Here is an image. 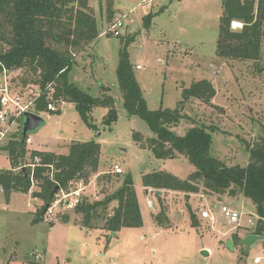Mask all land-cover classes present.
Segmentation results:
<instances>
[{
    "label": "rangeland",
    "instance_id": "374dc122",
    "mask_svg": "<svg viewBox=\"0 0 264 264\" xmlns=\"http://www.w3.org/2000/svg\"><path fill=\"white\" fill-rule=\"evenodd\" d=\"M88 3L101 33L96 41L74 53L75 64L69 77L92 96H101L104 88L109 87L107 93L116 100L119 119L106 125L104 117L108 107H95L90 115L97 129H92L81 118L76 105L65 100L61 113L42 114L45 123L29 132V150L23 162L25 167L31 166L32 150L65 153L67 145L74 140H96L101 144L100 176L92 175L91 180L102 187V192L90 186L88 200H96V193L101 200L105 194L118 189L130 173L143 224L125 226L112 235L113 232L102 228V218L96 222L98 226H83L80 214L73 211L75 208L69 211L72 218L67 223L56 220L63 214L35 223L34 218L39 217L38 211L44 203L42 199L38 198L37 204L33 201L28 207L14 196L10 204L0 191V264H264V239L254 241L250 249L241 243L231 249L224 243L226 236L238 233L243 239L257 227V208L243 193L231 196L203 188L187 195L184 191L160 189V198L152 188L145 191V173L162 169L187 179L196 168L183 154L157 158L149 148L135 142L133 132H141L146 137H153V133L142 117L128 114L116 76L125 39L133 36L128 52L149 109H175L183 99V87H189L195 80H211L216 88L212 102L191 99L183 109L185 118L172 130L183 135L195 124L215 126L211 132L213 158L228 166H247L248 146L264 136V36L259 62L229 59L216 53L222 0H113V15L108 10L109 0ZM150 12L156 13L148 27L144 23ZM117 14H126L122 35L102 34ZM26 77L32 78V73L20 69L11 70L8 76L12 90L21 91L25 97L28 85L24 86L21 80ZM2 83L0 73V88ZM20 121L24 122L23 117ZM2 151L0 147V163L9 166L11 161ZM115 164L123 168L121 174L114 173ZM21 167L18 165L15 170ZM38 189V185L29 187V191ZM223 203L242 212L238 227L220 219L218 207ZM115 204L116 201L109 204V212ZM161 205L166 214H163V224L156 220ZM190 209L196 214L197 227L192 225ZM204 209L217 217L215 224L203 218ZM257 256L259 261L255 259Z\"/></svg>",
    "mask_w": 264,
    "mask_h": 264
},
{
    "label": "trees",
    "instance_id": "16d2710c",
    "mask_svg": "<svg viewBox=\"0 0 264 264\" xmlns=\"http://www.w3.org/2000/svg\"><path fill=\"white\" fill-rule=\"evenodd\" d=\"M88 1L0 0V61L11 70H29L32 73V78H22L24 86L31 83L45 89L48 83H53L54 98L73 102L88 126L97 129L91 119V111L101 105L108 107L104 123L112 125L119 119L115 108L116 100L107 93L109 87L104 88L101 96H92L69 77L75 64L74 53L96 41L101 33ZM222 3L217 55L259 62L262 59L264 36V0H222ZM112 6L113 0H109L108 10L111 15L114 12ZM155 13L146 15V26H151ZM233 21L241 22L243 26L233 27ZM132 41L133 36L125 39L120 51L116 70L118 87L128 114L142 117L153 133V137H146L141 132H133L135 142L141 147L149 148L157 158H175L183 154L196 168L187 179L162 169L145 173L144 186L156 192L171 189L184 191L187 195L200 192L203 188L208 192L228 193L231 196L243 193L254 202L260 216L252 233L264 235V136L248 146L250 162L247 166H228L213 158L210 153L213 142L211 132L216 129L215 126L195 124L183 135L175 133L172 127L185 118L183 109L186 103L194 98L210 103L216 95V88L207 78L195 80L189 87H183V99L175 109H149L140 81L135 75V66L130 61L128 45ZM47 99L45 91L36 101L34 110L37 113L47 111ZM20 126V129L12 133L8 143L1 146L10 158L11 168L0 170V186L5 199L9 201L13 190L28 192L34 176L39 189L32 194L44 202L38 211L39 217L36 218V221H41L42 211L54 199L55 193L61 189L66 190L73 180L84 177L87 179L98 172L101 144L96 140H74L65 154L32 150L30 157L33 160L36 155L41 157V163L34 168L31 176V168L25 167L23 162L27 155V141L22 142V124ZM18 165L22 167L16 171L15 167ZM104 178L109 179L108 175ZM158 197L161 198V194ZM113 201L116 204L110 213L109 204ZM74 211L80 214L79 221L83 226H98L96 222L102 218V228L111 232H118L125 226L141 227L143 224L142 210L130 173L126 174L118 189L105 194L101 200L86 199ZM163 214L165 211L161 205L156 217L159 224H163ZM190 216L192 225L197 227L198 220L192 209ZM69 218V214L64 215L61 221L67 222ZM231 238L234 245L242 241L238 233Z\"/></svg>",
    "mask_w": 264,
    "mask_h": 264
},
{
    "label": "built area",
    "instance_id": "2783aa9c",
    "mask_svg": "<svg viewBox=\"0 0 264 264\" xmlns=\"http://www.w3.org/2000/svg\"><path fill=\"white\" fill-rule=\"evenodd\" d=\"M126 14H117L114 21L110 24L109 28L103 34H111L118 37L122 35L125 25ZM242 27L243 23L233 21V27ZM137 67H141L137 64ZM11 69L0 61V73L3 79V86L0 88V147L8 143L12 133L17 129L18 125L22 124L20 119L23 117L24 112L27 110L35 111L36 101L40 96L47 91L48 105L47 111L61 110L62 105L66 102L63 99H56L53 96V83H48L45 89L36 84H29L26 88L28 95L25 97L21 91L12 90L8 84V76ZM25 90V89H24ZM36 112V111H35ZM41 163V157L35 156L34 162L31 164V176L33 175L34 168ZM25 166V165H24ZM53 170V165H51ZM113 171L115 174H121L123 168L115 164ZM37 185L36 179L32 176V184L30 188ZM2 189V187H1ZM3 190V189H2ZM86 184L83 180H73L70 182L66 190H59L55 193V197L51 202H48V207H44L42 211L43 218L46 221L53 220L58 214H63L67 209H73L79 204H82L86 199L88 200V193L85 192ZM97 192H100L99 190ZM95 199L99 200L100 196L96 193ZM148 205L152 207V202L148 200ZM220 219L225 220L228 225L238 227L242 212L238 208H233L230 205L223 203L219 207ZM202 216L211 224H215L217 217L212 211L204 209ZM260 219V216H258ZM254 222L252 223V225ZM260 258H257L259 260Z\"/></svg>",
    "mask_w": 264,
    "mask_h": 264
},
{
    "label": "crops",
    "instance_id": "0c3cea01",
    "mask_svg": "<svg viewBox=\"0 0 264 264\" xmlns=\"http://www.w3.org/2000/svg\"><path fill=\"white\" fill-rule=\"evenodd\" d=\"M103 34V33H102ZM49 111H45V112H43V113H40V115L42 116V114H45V113H48ZM61 113V112H60ZM48 114H50V113H48ZM29 136V135H28ZM27 139H28V137H27ZM27 144H28V140H27ZM70 145V144H69ZM69 145H67V146H69ZM26 149H27V152H28V150H29V148L27 147V145H26ZM3 150V149H2ZM47 151H52V152H55V153H59V152H56V151H53V150H49V149H46ZM46 150H43V151H46ZM68 150H69V147H68ZM2 152H4V154L6 155V158L8 159V160H10V158H8V156H7V152L5 151V150H3ZM68 152V151H67ZM67 152H65V153H67ZM30 153H31V151H30ZM65 153H59V154H65ZM0 156H1V152H0ZM26 157H25V160L24 161H26ZM11 168V163H9V166H6L5 164H1L0 163V169H10ZM92 175H95L96 177H98V176H100L99 175V173L97 172V173H95V174H92ZM91 175V176H92ZM91 176L89 177V178H82V179H79V180H83L84 182H85V184H86V190H85V192L87 193V189L90 187V186H92L93 185V189H94V191H96V189H97V191L99 190L100 191V193L102 192V187L101 186H96V184L97 183H95V182H92V180H91ZM146 187V186H145ZM149 189L150 188H148L147 189V187L145 188V191L146 192H148L149 191ZM0 191H1V193H2V195H4L3 194V190L1 189V186H0ZM34 190H30L29 191V193L28 192H26V193H24V192H22V191H19V190H13L12 192H11V196H10V200L9 201H7L6 199H5V201H7L8 203H10L11 204V202L13 201V199H14V196H17L18 198H21L22 200H23V202L24 203H26L27 204V206L29 207V205L34 201V203L35 204H37V200H38V197H34L31 193L33 192ZM25 196V198H24V196ZM4 198H5V195H4ZM113 208V207H112ZM111 208V209H112ZM70 210H72V209H67V211L65 212V213H63V216L64 215H67V214H69L70 215V218H69V220L67 221V222H69L70 221V219L72 218V212H69ZM30 211H35V210H30ZM73 211H74V209H73ZM113 211L111 210V212L110 213H112ZM36 218H37V216L34 218L35 219V223L37 222L38 223V221H36ZM44 219V218H43ZM57 221H61V218H57L56 219ZM44 221V220H43ZM46 221V220H45ZM61 222H64V221H61ZM67 222H64V223H67ZM52 223H53V221H52ZM117 233V232H116ZM115 233V234H116ZM115 234H112V235H115ZM227 238H226V241L229 239V238H231V237H228V236H226ZM226 241H224V243H226ZM233 241V240H232ZM233 245H234V243H233ZM234 246H236V245H234ZM40 255V254H39ZM257 258H260L259 256H257L255 259H256V261H259V260H257Z\"/></svg>",
    "mask_w": 264,
    "mask_h": 264
},
{
    "label": "water",
    "instance_id": "95a60500",
    "mask_svg": "<svg viewBox=\"0 0 264 264\" xmlns=\"http://www.w3.org/2000/svg\"><path fill=\"white\" fill-rule=\"evenodd\" d=\"M23 123H22V142L25 143L28 139L29 132L32 130H36L37 128L41 127L45 120L43 117L32 110H27V112H24L23 114ZM162 193L161 190L158 191V194ZM49 204V203H48ZM48 204L46 207H48ZM116 232H113L115 234ZM258 239H264V235H259L256 233H248L241 241L243 245L247 247V249H250V247L253 245V242ZM226 245H228L231 249H235V246L233 245L232 238H229L226 241Z\"/></svg>",
    "mask_w": 264,
    "mask_h": 264
}]
</instances>
